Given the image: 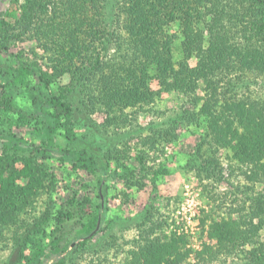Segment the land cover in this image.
<instances>
[{
	"label": "rangeland",
	"instance_id": "obj_1",
	"mask_svg": "<svg viewBox=\"0 0 264 264\" xmlns=\"http://www.w3.org/2000/svg\"><path fill=\"white\" fill-rule=\"evenodd\" d=\"M74 1L37 0L27 8L28 19L23 18L26 0H0V21L9 22V26L0 27V44L42 69L51 79L50 91L72 107V114L63 118V126L58 129L57 142L87 149L106 170L104 230L79 246L73 255L65 252L66 264H124L146 232L151 238H181L184 258L180 264H264V177L255 175L254 166L234 156L233 146L244 127H239L237 135L231 134L227 143L218 142V127L223 126L222 112L227 102L264 106V71L249 67L244 70L239 61H233L222 71L217 70L208 82L198 79L189 90H162L150 103L109 107L98 85L128 50L125 19L131 1L83 0L78 1L83 4L78 11ZM228 1L233 5L228 8L230 17L226 21L229 35L234 36L232 43L242 51L254 48L246 43L253 34L248 31L250 23L244 22V31L240 24L247 16L243 10L252 3ZM102 19L107 20L106 24ZM79 22L82 32L74 33ZM92 22H98L96 34L88 32ZM44 26H51L50 31L40 30ZM170 29L166 30L168 35L178 36L174 56L186 58L189 66L195 67L198 57L194 53L186 56L180 47L186 36L181 24L171 23ZM72 36L79 46L78 42L71 43ZM251 38L255 41V36ZM15 65L13 58L0 52V125L7 126L9 119L20 115L8 109L5 90L16 105L34 114L26 125L15 126V131L41 143L47 132L37 130L34 123L45 115L33 104L27 89L15 81ZM90 69V84L94 86L85 90L76 81ZM140 75L153 91L161 90L152 69H140ZM33 84L41 88L34 78ZM50 91L34 92L45 96ZM96 94L100 100L95 103L91 100ZM23 158L16 163L20 169L26 164ZM37 162L43 165V171L37 173L42 175L41 183H35L34 196L3 230L0 264H27L39 242L49 240L57 209L75 194L89 211L101 202L97 176L74 171L56 159L39 158ZM28 181L25 177L17 180L20 185ZM230 217L252 228L253 236L247 242L231 240L223 246L218 238L209 236L215 221ZM81 226L78 214L66 221L67 240L76 239ZM203 250L201 257L198 253Z\"/></svg>",
	"mask_w": 264,
	"mask_h": 264
},
{
	"label": "trees",
	"instance_id": "obj_2",
	"mask_svg": "<svg viewBox=\"0 0 264 264\" xmlns=\"http://www.w3.org/2000/svg\"><path fill=\"white\" fill-rule=\"evenodd\" d=\"M78 1L83 0L74 1L77 11L83 7V4H78ZM130 1L125 19L128 50L120 56L118 60L120 62L116 67H111L101 85H98L101 86L103 93L101 98L109 107H123L138 102L150 103L160 96L162 90H189L198 79L203 78L208 82L217 70L222 71L224 67L230 65L229 62L233 61H239L244 70L249 67L264 71V0H242L252 3L251 7L243 10L247 16L240 20V24L243 26L246 21L250 23V30H247L252 31L253 34L246 38V43H252L254 47L244 48V51L232 43L234 36L229 35L228 26L226 27V21L230 17L227 11L230 5L233 6L230 1ZM36 2L37 0H26L23 18H30L27 8ZM171 23L181 24L182 32L186 36L182 39L180 47L186 56L194 53L198 57L195 67L191 68L186 58L180 60L174 56L173 46L176 42L175 38L178 36L175 33H172V36L166 33V30L171 31ZM5 24L6 27L9 26V22L2 23L0 21V27ZM89 24L88 32L96 34L98 31L95 27L98 22ZM50 27L44 26L40 30L47 32L50 31ZM82 27L83 25L79 22L72 31L74 33L82 32ZM241 29L244 31V26ZM54 30L55 27L52 30L53 35L56 34ZM252 35L255 36V41H252ZM47 40L52 42V38H47ZM70 40L71 43L78 42L76 45L79 46V41H75L73 36ZM63 45L62 43L61 46ZM0 52L15 61V81L27 89L33 104L45 115L44 118L38 119L34 126L41 132L44 130L47 132L46 138L41 143H36L15 131V126L19 127L22 123L26 125L29 118L34 117V114H29L27 110L21 109L13 101L11 95L3 90L8 109L20 115L17 119H9L7 126H4V123L0 125V236L15 215L20 213L29 199L34 196L36 188L34 185L42 178V175L39 177L37 173L43 171V165L37 162L39 158L56 159L65 165L69 164L74 171H86L95 175L101 187L98 193L101 202L92 210L85 209L84 203L77 199L76 194L57 209L52 218L53 228L49 232V240L39 242L37 251L28 258L27 263L66 264L67 254L73 255L79 246L86 245L90 239L104 230L102 224L105 223L107 216L104 213L102 198L104 197L106 170L100 167L97 157L87 149L63 146L57 142L58 129L63 126V118L72 114V107L60 95L50 91V77L42 69L26 62L18 52L8 46L0 44ZM65 52L66 50L61 51L62 54H66ZM91 69L86 74L83 73L84 76H80L76 81L81 83L82 89L88 90L87 87L92 86L90 84L92 81ZM140 69L144 72L152 69L161 86L160 91H153L147 85L145 78L140 75ZM33 78L40 85V89L33 84ZM98 86L96 85V87ZM0 87H3V84H0ZM37 90L41 91L39 93L44 90L50 92L41 96L34 92ZM97 100L100 99L96 94L91 101L96 103ZM222 113L223 126L218 127V142L227 143L231 134L236 133L237 135L239 127H244L245 131L239 135V141L233 146L234 156L239 157L243 163L254 166L255 175L264 177V106L232 101L225 104ZM249 133L255 136H248ZM63 135L69 139L75 138L74 135ZM24 156L26 159L23 158ZM21 158L25 160L26 164L20 169L16 163L22 160ZM100 173L103 175L100 176ZM22 177L29 179L26 185H20L17 182ZM68 206L72 207L68 208ZM75 214L80 215L82 226L77 232L76 239L67 240L65 223L72 220ZM99 220L101 226L99 224L98 230L95 231ZM244 225H246L245 222L231 217L229 220L224 218L213 223L209 236L218 238L219 244L223 246H227L226 241L231 243L236 240L245 243L253 236V232L252 228H246ZM82 238L83 240H81ZM73 243L75 245L72 247ZM181 243L183 240L175 236L163 240L158 236L151 238L146 232L137 241V248L130 251L124 264H180L184 258V253L180 250ZM207 248L210 247L204 249L207 250ZM67 251L69 252L65 255L64 253ZM203 252L204 250L198 254L202 257ZM52 259L54 260L50 262Z\"/></svg>",
	"mask_w": 264,
	"mask_h": 264
},
{
	"label": "water",
	"instance_id": "obj_3",
	"mask_svg": "<svg viewBox=\"0 0 264 264\" xmlns=\"http://www.w3.org/2000/svg\"><path fill=\"white\" fill-rule=\"evenodd\" d=\"M99 224H100V220L98 221V225H97V228H96V230H95V231H97V230H98Z\"/></svg>",
	"mask_w": 264,
	"mask_h": 264
}]
</instances>
